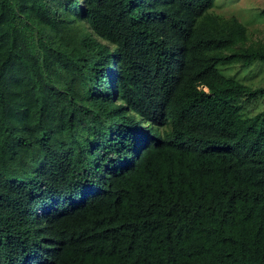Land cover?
Instances as JSON below:
<instances>
[{"label": "trees", "instance_id": "1", "mask_svg": "<svg viewBox=\"0 0 264 264\" xmlns=\"http://www.w3.org/2000/svg\"><path fill=\"white\" fill-rule=\"evenodd\" d=\"M218 3L0 0V264H264V38Z\"/></svg>", "mask_w": 264, "mask_h": 264}, {"label": "rangeland", "instance_id": "2", "mask_svg": "<svg viewBox=\"0 0 264 264\" xmlns=\"http://www.w3.org/2000/svg\"><path fill=\"white\" fill-rule=\"evenodd\" d=\"M262 7H264V0H219L216 11L226 16H237L249 25L255 37L264 38V19H254V10ZM253 76L255 75H250V77ZM263 79L264 71H257L254 77L255 82L262 81Z\"/></svg>", "mask_w": 264, "mask_h": 264}]
</instances>
